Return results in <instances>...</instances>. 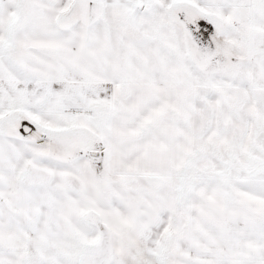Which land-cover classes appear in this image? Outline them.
Returning a JSON list of instances; mask_svg holds the SVG:
<instances>
[{"label": "snow or ice", "instance_id": "1", "mask_svg": "<svg viewBox=\"0 0 264 264\" xmlns=\"http://www.w3.org/2000/svg\"><path fill=\"white\" fill-rule=\"evenodd\" d=\"M0 264H264V0H0Z\"/></svg>", "mask_w": 264, "mask_h": 264}]
</instances>
